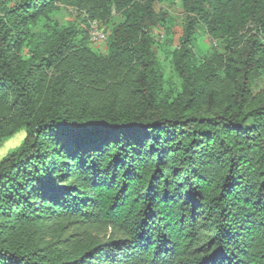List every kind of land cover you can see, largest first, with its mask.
<instances>
[{
    "label": "trees",
    "instance_id": "trees-1",
    "mask_svg": "<svg viewBox=\"0 0 264 264\" xmlns=\"http://www.w3.org/2000/svg\"><path fill=\"white\" fill-rule=\"evenodd\" d=\"M260 79L264 0H0V264H264Z\"/></svg>",
    "mask_w": 264,
    "mask_h": 264
},
{
    "label": "rangeland",
    "instance_id": "rangeland-1",
    "mask_svg": "<svg viewBox=\"0 0 264 264\" xmlns=\"http://www.w3.org/2000/svg\"><path fill=\"white\" fill-rule=\"evenodd\" d=\"M163 9L167 12V16L172 21L171 27H170V35H165L163 32V29L160 27H153L152 29V35L156 41V45L154 46L155 53L158 57V60L163 68V75L167 80L168 85H175L177 84L178 80L171 71L170 64H169V54L166 52L167 45L172 44V46H175L177 44V39L182 31V22L184 19V15L181 12V9L177 5V3H164L157 5L156 9ZM74 14L70 12L69 10H62L60 13H58L55 17L58 20V22H68L71 21ZM114 16L113 18H115ZM97 26L100 29H103L107 27L106 24L100 25V23L97 22ZM105 31V30H104ZM168 37V39L166 38ZM168 41H167V40ZM172 39V40H171ZM170 40V41H169ZM91 41V40H90ZM102 41H96L90 43V45L96 49L97 51L104 53L105 52V43ZM195 52L198 55L205 54L208 50H215L216 52H221V47L219 44L216 46L213 44V41L206 36L205 34H202L201 32H197V36L195 39ZM258 84L255 86V90H258L264 86V79H260L257 81ZM23 138V133L17 134L10 139L6 140L1 146H0V159L6 155L8 152L14 150L20 143V141Z\"/></svg>",
    "mask_w": 264,
    "mask_h": 264
},
{
    "label": "bare ground",
    "instance_id": "bare-ground-1",
    "mask_svg": "<svg viewBox=\"0 0 264 264\" xmlns=\"http://www.w3.org/2000/svg\"><path fill=\"white\" fill-rule=\"evenodd\" d=\"M105 39H106V32L103 29L98 28L97 21H92L90 27V40L92 42H96Z\"/></svg>",
    "mask_w": 264,
    "mask_h": 264
}]
</instances>
